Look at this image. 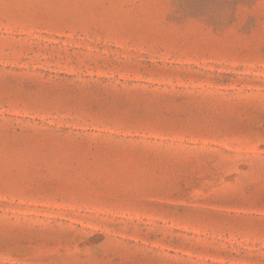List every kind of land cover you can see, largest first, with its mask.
Returning a JSON list of instances; mask_svg holds the SVG:
<instances>
[{"label":"rangeland","instance_id":"obj_1","mask_svg":"<svg viewBox=\"0 0 264 264\" xmlns=\"http://www.w3.org/2000/svg\"><path fill=\"white\" fill-rule=\"evenodd\" d=\"M0 264H264V0H0Z\"/></svg>","mask_w":264,"mask_h":264}]
</instances>
